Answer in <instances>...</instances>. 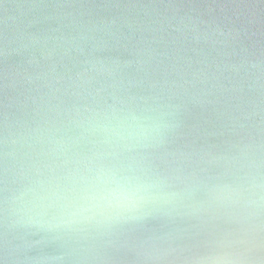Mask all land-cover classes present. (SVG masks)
<instances>
[{
	"label": "water",
	"instance_id": "1",
	"mask_svg": "<svg viewBox=\"0 0 264 264\" xmlns=\"http://www.w3.org/2000/svg\"><path fill=\"white\" fill-rule=\"evenodd\" d=\"M158 131L108 139L114 117ZM90 163L169 202L69 232L15 211ZM264 0H0V264H264Z\"/></svg>",
	"mask_w": 264,
	"mask_h": 264
},
{
	"label": "clouds",
	"instance_id": "2",
	"mask_svg": "<svg viewBox=\"0 0 264 264\" xmlns=\"http://www.w3.org/2000/svg\"><path fill=\"white\" fill-rule=\"evenodd\" d=\"M101 130L112 141L131 144L150 139L158 126L127 116L112 118ZM221 191L264 203V183L255 178L247 188L225 186ZM174 196L157 177L130 167L90 163L62 176H38L16 198L15 211L30 221L74 232L89 225L110 224Z\"/></svg>",
	"mask_w": 264,
	"mask_h": 264
}]
</instances>
